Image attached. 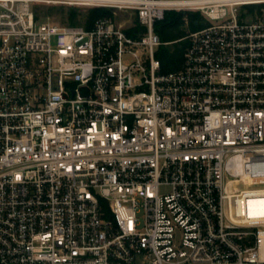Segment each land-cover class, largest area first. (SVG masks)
I'll return each mask as SVG.
<instances>
[{"label": "built area", "instance_id": "obj_1", "mask_svg": "<svg viewBox=\"0 0 264 264\" xmlns=\"http://www.w3.org/2000/svg\"><path fill=\"white\" fill-rule=\"evenodd\" d=\"M262 200L264 0H0V264H264Z\"/></svg>", "mask_w": 264, "mask_h": 264}, {"label": "trees", "instance_id": "obj_2", "mask_svg": "<svg viewBox=\"0 0 264 264\" xmlns=\"http://www.w3.org/2000/svg\"><path fill=\"white\" fill-rule=\"evenodd\" d=\"M62 22L78 24L77 18L80 12L74 8L57 11ZM110 14L109 11L101 8H89L83 18L84 25L91 27L98 17ZM204 25V19L198 12L193 11H167L164 19L155 24V32L161 42L169 43L159 46L155 53L161 63L162 72L176 71L182 68L184 52L188 41L184 38L189 31H195ZM184 38V39H182ZM181 39V40H180Z\"/></svg>", "mask_w": 264, "mask_h": 264}, {"label": "rangeland", "instance_id": "obj_3", "mask_svg": "<svg viewBox=\"0 0 264 264\" xmlns=\"http://www.w3.org/2000/svg\"><path fill=\"white\" fill-rule=\"evenodd\" d=\"M68 8H70V7H66V6H42L39 8V11L44 17H40V18H44L42 20H50L51 22H53L55 24H59V25H81V26H83L84 22L82 20L86 15L87 9H85V8H74V9H77L78 12H80V16H78V18H77L78 24H70L67 21L63 23L61 20V16L57 12L61 9H63L64 11L68 10ZM244 10H245V8H241L240 12H243ZM193 12H196V11H193ZM119 15L124 16L123 14H119Z\"/></svg>", "mask_w": 264, "mask_h": 264}, {"label": "bare ground", "instance_id": "obj_4", "mask_svg": "<svg viewBox=\"0 0 264 264\" xmlns=\"http://www.w3.org/2000/svg\"><path fill=\"white\" fill-rule=\"evenodd\" d=\"M258 202H259V201H258ZM262 202H264V200H262ZM257 213L264 214V207H262V208H258V209H257Z\"/></svg>", "mask_w": 264, "mask_h": 264}]
</instances>
